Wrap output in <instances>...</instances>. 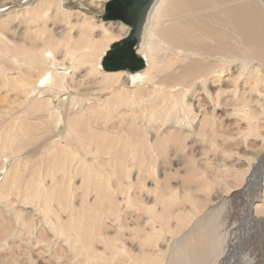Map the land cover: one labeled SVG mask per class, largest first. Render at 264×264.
<instances>
[{"label": "bare ground", "instance_id": "bare-ground-1", "mask_svg": "<svg viewBox=\"0 0 264 264\" xmlns=\"http://www.w3.org/2000/svg\"><path fill=\"white\" fill-rule=\"evenodd\" d=\"M0 2V7L8 3L18 6L14 16L18 22L15 40L7 35L9 29L6 26L11 28L7 24L8 19L0 22L2 50L8 56L9 66L17 69L13 78L6 72L4 75L0 73L3 79L0 90L9 87L4 96H0V130L5 134L2 139L0 132V158L5 155L0 171L7 169L0 180V206H13L7 190L11 185L15 191L23 192L20 206L29 204L41 211L44 222L88 260L95 259L101 264H162V248L156 249L155 241L152 248L149 246H152L155 237L161 236V231L175 215V211L170 213L168 209L174 206L177 195L181 197L177 188L165 187L169 190L157 200L167 208L166 214L161 216L160 211L155 209L156 205L145 207L143 226L148 224L149 229L137 243V248L136 242L128 245L118 234L112 238L103 236L104 249L95 248L93 243L101 233V225L99 218L90 211L98 209V205L85 208L87 210L80 216L71 215L70 229L66 228V231L64 226L58 228L50 219L49 203L46 201L54 194H58L61 200L69 196V189L63 184L78 174L84 175L86 184L99 192L102 186L91 181L93 174L88 169L90 164L87 162L91 157L98 160L105 154H113L111 160L115 175L129 177L131 168H127V162L139 171L147 169L150 172L147 173L155 174L159 162L170 158V153L181 151L189 157L191 152L193 158L195 147L199 151L225 152L229 125L218 111L228 113L232 105L231 97L234 100L245 91L240 88L241 77H252L256 83L261 81L257 65L247 67L250 64H246V57L251 61H264V8L261 1L152 0L136 46V52L145 61L144 68L106 72L100 71L104 55L112 43L127 37L131 27L122 21L105 19V8L102 20L96 23L94 16L87 11H69L67 7L70 3L66 2L72 0H27L25 4L20 0ZM76 2L90 9H93L92 4H96L93 0ZM156 40H159L158 43ZM0 69L3 70V66ZM84 70L87 72L83 73ZM256 83L253 91H258ZM11 94L13 98L9 101ZM77 94L88 97L77 108L76 105L70 106L67 97L64 110H60L59 97ZM257 106L258 109L253 110V106L247 108L246 104H242L234 113L243 119L250 118L254 112L255 115L264 113V105ZM72 108L76 111L70 114ZM63 123L68 126L64 140L60 133ZM249 124L250 129L253 128V123ZM125 131L127 137H122ZM32 144V150L39 151L41 156L34 169H29L30 176L24 175V183L15 186L11 176L15 174L16 178L18 172L11 175V168L19 165L22 159L10 164L11 168H8L7 161L17 160L19 151ZM80 148L86 151V156L79 154ZM262 157L245 167V221L260 217L258 213L263 204L256 203L258 197L252 184L256 171L263 164H259L264 155ZM197 161L193 160L194 165H190L185 184L197 179V176L206 177V164ZM44 165H47L45 170ZM122 165L126 168L118 171L117 167ZM235 173L238 175L239 171ZM46 177H50L52 185L48 186ZM21 178L18 177L20 181ZM204 188L209 189L210 186ZM185 189L183 193H188V188ZM213 210V215L209 216L216 221L217 212ZM175 218L180 223L184 222L183 216ZM17 219L20 217L17 216ZM26 221L28 226L26 222H18L26 226L29 233L34 232L33 222ZM214 221L209 222L201 238L195 237L198 235L196 228L191 230L190 233L194 234L190 240L181 244L178 252L169 256L165 264H213L217 256L213 245V235L217 230L215 223L220 225ZM3 222L0 219V241L6 242L7 235L13 232L5 231L8 227ZM170 227L168 230L171 232L173 228ZM70 230L74 234L69 233Z\"/></svg>", "mask_w": 264, "mask_h": 264}, {"label": "rangeland", "instance_id": "rangeland-1", "mask_svg": "<svg viewBox=\"0 0 264 264\" xmlns=\"http://www.w3.org/2000/svg\"><path fill=\"white\" fill-rule=\"evenodd\" d=\"M72 1L73 2H66L70 3L67 7L69 11L75 13L78 11H87L89 15L94 16L96 23L102 20L101 17L104 8H106V5L103 3L106 0H93V3L96 4H89L93 9H90L89 6L81 5L79 2H76L77 0ZM260 1L264 8V0ZM20 3L25 4L27 3V0H20ZM17 11L18 6L14 3H8L3 7H0V22L3 19H8L7 24H9L11 28L6 26V29H9L7 35L12 41L16 39L18 33V22L17 19L14 18ZM158 41L159 40H156V43H158ZM2 48L3 45L0 43V67L3 66V70L0 69V73L2 72L1 74H3L6 72L7 76L13 78L16 76L17 69L12 65L9 66L10 62L7 58L8 56ZM246 64H250L247 67L257 65V74L261 77V81L256 83L252 77L249 79L247 77L244 78V76L241 77L240 88L242 87V90L245 91L238 95V97H234V100L233 96L231 97L230 102H232V105L229 106L228 113L226 112L225 114L224 110L218 111L221 118H224L225 122L229 125V135L225 146V152L221 150L199 151L197 147H195V151L191 150L193 158L191 157V152L188 153L190 158L186 157L181 151L176 154L170 153V158L159 162L155 174H149L150 172L145 166H142V168L146 170L141 169L139 171V168H135V166H131L130 162H127V168H131L129 177L125 176V174H123L124 176L115 175L112 169L114 162L111 160L113 154H105L104 157L98 160H94L93 157H91L87 162L90 164L88 165V169H91L89 172L93 174L91 181L94 183H100L102 186L101 190L98 192L95 187H89L86 184V181H84L86 180L83 177L84 175L81 174L76 175L70 182L67 179L68 181L66 180L67 182L65 181L63 185L69 189L70 195L64 200H61L58 194H54L51 195L52 197L48 198V201H46L49 203L50 207H48L50 219L56 223L58 228L64 226L65 229H70L68 224L71 221L70 218H73L71 215L75 214L76 216H80L81 213L87 210L85 208H93V205H98V209H92L90 211L99 218L101 225V233L97 235L98 239L93 243L95 248H97V250H103L104 244L101 241V238H103V236L112 238L117 234L120 238H124L128 245L136 242L135 248H137L139 247L137 243L149 229L148 224L143 226V219L146 216L144 211L145 207L156 205L155 209H157L158 212L160 211L161 216L166 214L167 208H165L163 203L160 202L159 204L157 200L160 195L165 194V192L169 190L166 188H177L178 191H181V197L180 195H177L174 206L172 209H168L170 213L175 211V215L174 217L172 216L169 223L171 226L170 228L173 229L170 232L168 230L169 225H167L161 231V236L155 237L152 246H149L152 248L155 241L154 245H157L155 248L158 250L162 248L164 252L162 258V261L164 262H162V264L167 262L169 256L171 257L178 252L181 244L185 243L187 239L190 240L191 236L194 234L190 232L191 230H194V228H196L195 232L198 234L195 235V237H203L201 234L203 235L204 231H206L209 222L214 221L213 216H209L212 214L211 209H214L213 212H217L216 221L220 224L218 225L215 223L217 230L215 231V235H213L215 239L213 245L214 251L217 252V256L216 261L213 264H264V159L261 161L259 160V164H263L261 168L256 171L254 175V183L252 184L253 192L254 189H256L254 194H257L258 197L256 203L263 205L258 213L260 217L251 220L249 219L250 222L245 221L247 216V195L245 193L244 185L246 177L245 167L247 163H253L258 158H263L262 156L264 155V113H258L255 115L254 112L250 117L252 120L249 117L243 119L238 114L236 115L234 113L236 108L242 104H246L247 108L253 106V110L258 109L257 104L264 105V61L259 59L251 61V58L246 57ZM100 71L106 72L102 66L100 67ZM86 72L87 71L84 70L83 73ZM246 74L248 73L246 72ZM2 82L3 79L0 75V86ZM255 83L257 84L258 91L252 90ZM7 88L9 87L5 86L0 90L1 97L4 96L3 94L6 93L5 90ZM67 97L69 98L70 106L76 105L75 108H77L83 100L87 99L88 96L80 94H77V96L62 95L59 97L60 100H58L59 108L62 111L66 106L64 100H66ZM89 97H92V95H89ZM12 98L13 96L11 94L8 100L10 101ZM75 111L76 109L72 108L70 114H73ZM5 118L7 119V117ZM248 122L251 124L253 123V128L250 129V124ZM61 126L62 131L60 130V133L64 140L67 136L68 126H66L65 123ZM0 132L3 135V139L5 134L2 129ZM126 135V131L121 134L122 137H127ZM36 144H38V142ZM31 146L34 145H29L19 151L20 154L18 155L17 160L13 158L7 161V166L9 168L10 164L13 162L16 163L18 160L22 159L20 164L16 165V167L11 168L10 166L11 175L14 172H18L16 176L17 179L15 178V174L11 176L16 183L15 186L24 183V175L30 176V170L34 169V166L38 163V159L41 156L38 155L39 151H33V147ZM84 151V149L82 151L80 148L79 154L86 156V151ZM41 154L44 156V152ZM109 155H111L110 158ZM3 159H5V155L2 159L0 158V163ZM196 159L199 164H206V177L202 178L200 176L198 178L197 176V179L185 184L189 175L188 173L192 167L190 165H194L193 160ZM28 161L31 164H28ZM225 164L227 166H225ZM126 166L122 165L121 168L119 166L117 167V170L121 171L125 169ZM43 167L44 170L47 169V165H44ZM103 167L104 171L102 172ZM195 167L197 168V166ZM197 171L201 172V170ZM236 171H239L238 175L235 173ZM106 172L108 174H106ZM6 173L7 169L0 171V180L3 179ZM221 174L223 176L218 177ZM19 176L23 177L21 178V181L18 179ZM45 179L48 186L53 184L51 183L50 177H46ZM205 182H207V184ZM68 185H70V187H68ZM206 185L210 186V188H204ZM9 187L11 188V185ZM9 187H7V190L10 193L8 197L13 203V206L10 205V208L8 206H0V211H2L0 212V219H3V225H5L6 228L8 227L4 230L13 232V234L7 235L8 240L6 242L0 241V244L5 243V245H0V264H101V262H95V259L88 260L82 253L75 251L69 244L67 245L64 237L44 222V214L41 211L29 204L20 206V204H22L21 195H23V192H19L18 190L15 191L13 188L10 189ZM185 188H188V193H183V189L187 190ZM101 191L103 193H101ZM219 194H222V197H218ZM5 204L6 202L4 205ZM7 210L11 211L9 212ZM160 213H158L159 216ZM6 214H9V216ZM177 215L180 217L183 216L184 222H178L177 218H175ZM17 216H19L20 219H17ZM26 219L33 222L35 226L34 232L29 233L26 226L20 223L26 222L25 224H27ZM159 219L160 218H158V220ZM209 227H211V225ZM69 233L74 234V231L72 230L71 232L70 230ZM133 233H135V235Z\"/></svg>", "mask_w": 264, "mask_h": 264}, {"label": "water", "instance_id": "water-1", "mask_svg": "<svg viewBox=\"0 0 264 264\" xmlns=\"http://www.w3.org/2000/svg\"><path fill=\"white\" fill-rule=\"evenodd\" d=\"M152 0H110L106 4L105 19L122 21L131 27L127 37L111 44L102 60L103 69L117 71L122 69H142L144 59L136 52L140 31Z\"/></svg>", "mask_w": 264, "mask_h": 264}]
</instances>
